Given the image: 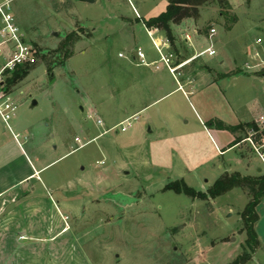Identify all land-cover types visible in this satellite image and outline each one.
<instances>
[{"label": "rangeland", "instance_id": "rangeland-1", "mask_svg": "<svg viewBox=\"0 0 264 264\" xmlns=\"http://www.w3.org/2000/svg\"><path fill=\"white\" fill-rule=\"evenodd\" d=\"M168 1L12 2L21 32L41 51L29 62L36 66L15 82L8 83L13 71L4 73L3 90L16 108L10 128L3 123L2 129L5 135H16L29 155L31 149L39 154V164L54 160L40 176L49 187H62L64 220L71 230L72 252L82 257L80 264H227L242 252L246 235L240 213L249 200L245 191L234 188L214 198H192L166 185L183 180L207 193L224 172L264 174L259 158H250V141L235 155L218 154L191 112L196 97H184L176 89L181 78L204 75L217 79L236 107L260 94L258 126L264 116V80L257 73L245 75V56L239 50L248 53L250 62L252 53L264 47V0H227L229 8L207 2L196 19L173 24L175 61L212 42L216 54L189 61L174 78L163 71V78L154 82L159 74L155 76L153 65L139 64L132 56L140 47L146 61L159 58L143 20L164 11ZM256 37L262 38L261 44L254 43ZM220 39L235 65L219 66ZM3 62L0 55V66ZM93 115L101 118V125ZM125 118L131 126L120 131ZM250 136L262 151L264 135ZM240 155L243 161L227 160ZM249 160L262 170L247 167ZM56 191L54 198L64 199ZM256 211L259 245L244 264H264V196ZM42 258L30 264H52L47 254Z\"/></svg>", "mask_w": 264, "mask_h": 264}, {"label": "crops", "instance_id": "crops-1", "mask_svg": "<svg viewBox=\"0 0 264 264\" xmlns=\"http://www.w3.org/2000/svg\"><path fill=\"white\" fill-rule=\"evenodd\" d=\"M145 28L150 31L153 38L157 41H161L166 37L165 33L156 27H147L145 25ZM197 34L198 32L196 31ZM257 38L260 37H256L254 43L261 44L256 43ZM183 40L187 43L184 37ZM219 41L221 42L218 45V52L221 56L218 61L219 66L235 65V60L228 56V53H224L222 40L220 39ZM189 42H191V37ZM169 47V51L176 55L171 43ZM208 47L213 48V42L211 44L208 43L199 52ZM213 49L215 50V48ZM255 51H258L260 57L264 59V47H260V49ZM199 52L192 54L190 58L182 60L178 59L175 61L174 57V64L183 63L181 66L183 67L197 57L203 55L210 56L207 53L199 55ZM241 52L245 56L244 66L248 71L245 75L249 77L251 73L256 75L257 71L252 65L257 62V59L252 55L250 63L247 60L248 53L239 50V53ZM235 53L237 54V51ZM194 55L196 56L194 57ZM132 58L135 59L134 53ZM155 60L157 59L153 61ZM247 64L251 65L247 67ZM153 70L155 76L159 74L155 77L154 82H157L158 78H163V75H165L163 71L174 78L173 74L163 65H160L158 69L153 66ZM240 74L231 76L236 77ZM180 82L176 89L181 90L184 97L189 93L196 97V101L190 103L191 112L218 154L224 155L234 152L235 155V150L242 143L249 141V138H252L250 136L251 133L248 132L247 136L240 142L232 144L235 137L240 135L239 132L232 133L229 130L219 129L215 126L207 127L205 122L217 119L226 125H237L239 123L255 121L259 112L258 109L262 108L260 94L253 95L249 100L236 107L224 94L217 79L206 80V77L201 75L197 77H183L180 79ZM205 91H211L215 94V96H212L213 100L207 97V94L200 95L202 94L201 92ZM161 97L154 101L159 100ZM3 123V120L0 118V264H30V261L33 259H43L42 257L46 256V254L52 264H80L82 257L80 255L75 256V253L72 252L71 230L64 220L67 216L65 214L67 202L65 195H63L64 192L61 190L62 187L56 186L55 189L58 194L60 192V195L64 199H55L53 195L55 189L49 187L47 181L40 176L54 160L46 164H39L41 159L39 154L34 153L33 149H31L33 153L29 155L22 146L23 144L15 139L16 135L14 137L8 133L5 135V131L3 132L2 129ZM8 128L10 127L8 126ZM251 151L250 158L253 154L259 158L253 148ZM243 159L245 158L240 155L237 160L234 157L227 160L235 163L239 162V160L243 161ZM230 162H228L229 167L231 165ZM250 163V160L246 162V166L255 168L256 172H259L258 168H260V171L262 170L257 164L250 166ZM64 235L68 236L64 238ZM74 261H79V263H74Z\"/></svg>", "mask_w": 264, "mask_h": 264}, {"label": "trees", "instance_id": "trees-1", "mask_svg": "<svg viewBox=\"0 0 264 264\" xmlns=\"http://www.w3.org/2000/svg\"><path fill=\"white\" fill-rule=\"evenodd\" d=\"M207 2H214L221 8H229L227 0H169L164 11L156 16L143 20V23L147 27H156L163 31L174 48L175 37L172 32V25L181 23V20L184 18L196 19L199 15L200 6L205 5ZM32 50L33 56L35 54L38 55L41 51L39 49L35 50L34 48H32ZM41 56L43 58L44 55ZM29 62H26V65L23 67H21V64H18L12 72V77L8 79V83L15 82L16 80L20 79L36 66L35 62L32 64ZM0 87L7 90L5 80L0 83ZM205 125L207 127L215 126L219 129L229 130L232 133L239 132L240 135L235 137V140L232 144L240 142L247 136L248 132L255 133L256 137L259 135H264V129H259L255 121L242 124L239 123L237 125H226L220 120L211 119L206 121ZM242 133H244V136H242ZM262 152H264V149ZM166 188L171 189L176 193L186 194L192 198H214L234 188H240L245 191L249 197V200L243 211L240 213V216L242 230L245 232L246 237L241 245L242 252L227 264H244L251 260L256 248L259 245L254 225L258 219L256 207L261 198L264 196V174L250 176L242 175L239 172H224V174H222L213 182L207 193L196 191L191 186H188L183 180L170 182L166 185Z\"/></svg>", "mask_w": 264, "mask_h": 264}, {"label": "built area", "instance_id": "built-area-1", "mask_svg": "<svg viewBox=\"0 0 264 264\" xmlns=\"http://www.w3.org/2000/svg\"><path fill=\"white\" fill-rule=\"evenodd\" d=\"M12 2L13 0H0V55L4 58L3 64L0 66V83L3 81V75L5 72L13 71L18 64H23L29 62L33 58V50L31 44L26 40L25 36L21 32L19 26L16 23L14 14L12 13ZM147 34L152 37V34L148 29ZM215 33V28L210 29V34ZM186 40L190 37L188 34L185 36ZM152 43L157 51L159 58L155 61H146L145 54L140 47L133 51L135 59L139 61V64L144 66L153 65L156 69L160 67V63L163 64L170 73L175 74L178 68L182 66L183 63L174 64V54L169 51L170 41L165 37L161 41H157L152 38ZM261 38L256 39V43H260ZM215 50L211 47L199 52L198 54L207 53L212 56L215 54ZM196 55H194L195 57ZM253 57L258 61L252 65L256 71L264 70V59L260 57L259 52L255 51ZM249 67V65H247ZM264 80V77H263ZM15 104L11 95L0 87V118L4 123L8 125V120L14 115ZM92 114L89 113V117ZM95 121L98 125L102 124V120L96 115ZM131 126L130 118H126L120 122V131H126ZM258 127L264 129V116H260L258 120ZM254 151L259 156L263 166H264V152L260 151V147L256 146L252 139H248Z\"/></svg>", "mask_w": 264, "mask_h": 264}, {"label": "water", "instance_id": "water-1", "mask_svg": "<svg viewBox=\"0 0 264 264\" xmlns=\"http://www.w3.org/2000/svg\"><path fill=\"white\" fill-rule=\"evenodd\" d=\"M85 1L91 2L93 0H85ZM52 35L56 36L57 35V31H53ZM256 73L259 74L260 76L264 77V70L256 72ZM50 75H52V72L50 73ZM35 103H36V101H32V105H34ZM80 109H82V108L80 107ZM257 170L260 171V168H258Z\"/></svg>", "mask_w": 264, "mask_h": 264}]
</instances>
